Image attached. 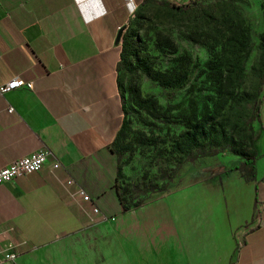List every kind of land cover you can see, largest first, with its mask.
<instances>
[{
    "label": "crops",
    "instance_id": "obj_1",
    "mask_svg": "<svg viewBox=\"0 0 264 264\" xmlns=\"http://www.w3.org/2000/svg\"><path fill=\"white\" fill-rule=\"evenodd\" d=\"M143 1L0 0V83L34 82L0 96V168L52 152L0 185V264H264V85L255 177L230 169L238 155L204 157L122 210L117 35Z\"/></svg>",
    "mask_w": 264,
    "mask_h": 264
},
{
    "label": "trees",
    "instance_id": "obj_2",
    "mask_svg": "<svg viewBox=\"0 0 264 264\" xmlns=\"http://www.w3.org/2000/svg\"><path fill=\"white\" fill-rule=\"evenodd\" d=\"M151 1L180 12H186L190 4L178 5L165 0ZM196 2V0L192 1L193 4H197ZM222 34L224 38L222 43L220 36L214 37L215 44L212 45V51L215 53L205 63V69L201 72V76H205L204 81L211 84L209 95L201 106L193 101L190 108L178 114V123L185 129L173 138L169 148L155 149L152 155L155 165L158 166L160 178L167 179L162 186L157 183L146 186L145 182L136 185L126 182L127 178L123 169L126 162L123 161L124 156L127 154L132 156L139 147H145L148 142H153L147 132L133 129L128 102L139 111L141 122L153 129L154 120L168 116L179 105L169 104L164 107L155 97L144 96L137 75L147 74L163 88H181L189 81V69L193 60L188 55H181L177 59L178 65L173 69L165 71L156 69L143 56L137 33L123 35L119 81L122 96L126 100V121L113 146V151L120 160L113 188L123 211L138 208L144 203V200L133 198L134 193L139 192L140 188L144 194L165 190L185 164L196 163L204 157L216 156L227 151L241 157L239 164L231 167V170L244 172L245 167L250 164L256 167L259 153L255 145L253 124L256 121L261 123L260 96L264 85V33L260 37L262 54L258 64V89L243 87L244 64L252 50L251 35L244 21L230 19L228 30ZM165 41L166 46H174L171 39ZM219 46L220 49H217ZM173 52H176L175 47ZM127 78H130L128 99L125 93ZM191 89H194V85ZM249 105L251 110L247 113L246 109ZM155 143L157 145V140Z\"/></svg>",
    "mask_w": 264,
    "mask_h": 264
},
{
    "label": "rangeland",
    "instance_id": "obj_3",
    "mask_svg": "<svg viewBox=\"0 0 264 264\" xmlns=\"http://www.w3.org/2000/svg\"><path fill=\"white\" fill-rule=\"evenodd\" d=\"M192 1L187 2L190 4L186 12H180L170 10L156 1L144 0L133 9L131 17L123 26L125 27L123 35L137 33L143 56L156 69L163 71L173 69L178 65L177 59L181 55H188L193 60L189 69V81L181 88H163L147 74L137 75L144 96L155 97L164 107L169 104H178L179 107L172 110L168 116L154 120L155 125L151 129L141 122L139 111L128 102L133 129L145 131L153 139L152 143L148 142L145 147H139L134 155L127 154L123 158V161H126L123 167L126 182L133 185L145 182L146 186L151 183L162 186L166 183L167 179L160 178L158 166L155 165L152 155L155 149L169 148L173 138L185 129L178 123V114L190 108L193 101L201 106L209 95L211 84L204 81L205 76H201V72L205 69V63L215 53L212 51L214 37L218 35L221 37V43L224 41L222 33L228 30L230 19L244 21L252 39V50L244 64L243 87L252 89L259 87L258 64L262 54L260 37L264 33V0H196L197 4H193ZM168 39H171L174 46H166L165 40ZM173 47L176 48V52H173ZM217 49H220V46ZM127 80L125 93L128 99L130 78ZM250 110L249 105L247 113ZM220 154L229 155L230 158L235 156L227 151ZM228 157L226 159H229ZM244 170L249 176H256L258 172L257 167L254 168L251 164ZM151 197L152 193L144 194L140 188L139 192L134 193L133 198L144 200L145 203Z\"/></svg>",
    "mask_w": 264,
    "mask_h": 264
},
{
    "label": "built area",
    "instance_id": "obj_4",
    "mask_svg": "<svg viewBox=\"0 0 264 264\" xmlns=\"http://www.w3.org/2000/svg\"><path fill=\"white\" fill-rule=\"evenodd\" d=\"M20 88L33 89L34 82L27 81L21 77H13L4 83H0V96ZM9 110L14 111V108L11 107ZM51 155L52 152L49 149L41 148L38 151L16 159L5 167L0 168V185L13 181L19 177L41 171ZM60 166L61 164L59 162L54 164L55 168H59ZM73 183V179H69L67 181V185H71ZM80 191L83 192L82 190Z\"/></svg>",
    "mask_w": 264,
    "mask_h": 264
},
{
    "label": "water",
    "instance_id": "obj_5",
    "mask_svg": "<svg viewBox=\"0 0 264 264\" xmlns=\"http://www.w3.org/2000/svg\"><path fill=\"white\" fill-rule=\"evenodd\" d=\"M125 30V27H122L119 32H118V35H117V43H120L121 39H122V36H123V32Z\"/></svg>",
    "mask_w": 264,
    "mask_h": 264
},
{
    "label": "bare ground",
    "instance_id": "obj_6",
    "mask_svg": "<svg viewBox=\"0 0 264 264\" xmlns=\"http://www.w3.org/2000/svg\"><path fill=\"white\" fill-rule=\"evenodd\" d=\"M123 37V36H122Z\"/></svg>",
    "mask_w": 264,
    "mask_h": 264
}]
</instances>
